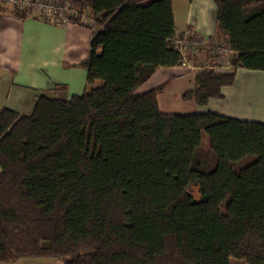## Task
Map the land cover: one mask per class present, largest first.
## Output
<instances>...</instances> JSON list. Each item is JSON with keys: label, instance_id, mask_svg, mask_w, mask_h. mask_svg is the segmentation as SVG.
Listing matches in <instances>:
<instances>
[{"label": "trees", "instance_id": "1", "mask_svg": "<svg viewBox=\"0 0 264 264\" xmlns=\"http://www.w3.org/2000/svg\"><path fill=\"white\" fill-rule=\"evenodd\" d=\"M73 1L99 27L72 64L86 69L85 92L41 93L29 114L0 111V262L264 264V121L164 112L166 83L140 90L182 61L173 0ZM212 1L234 69L196 70L182 98L199 105L223 97L236 68L264 70V0ZM136 187L155 210L139 209Z\"/></svg>", "mask_w": 264, "mask_h": 264}, {"label": "crops", "instance_id": "2", "mask_svg": "<svg viewBox=\"0 0 264 264\" xmlns=\"http://www.w3.org/2000/svg\"><path fill=\"white\" fill-rule=\"evenodd\" d=\"M5 6L8 9L14 7L9 3ZM173 7L176 32L179 35L177 39L187 37L186 34L191 32L204 36L210 44L219 43L226 46L225 35L216 28V7L212 0H173ZM98 29L33 15L21 19L9 10L0 11V111L3 107H10L21 114H29L41 93L68 98L85 92L86 69L72 64L88 57L93 32ZM202 52V56L207 60L209 52ZM198 55L201 56V53ZM198 55H188L186 58H189L190 63L185 66L182 65L184 55L178 65H160L140 90L169 83L166 88L171 87L175 94L181 96L186 89L193 87L195 72L202 68L197 61L201 59ZM263 71L238 67L235 82L223 88V97L210 99L203 105L192 99L188 100L193 105L191 114L198 116L202 112L213 111L241 119L264 121L251 117L249 111H246L247 104L253 101L252 99H264V91L261 90L264 87L257 91L250 90L249 86H239L240 82L253 79L261 85L264 84ZM55 83H64L67 87L61 90L50 89ZM172 97L170 99H176ZM216 100L220 102L214 104ZM0 264L64 262L52 257H23Z\"/></svg>", "mask_w": 264, "mask_h": 264}, {"label": "built area", "instance_id": "3", "mask_svg": "<svg viewBox=\"0 0 264 264\" xmlns=\"http://www.w3.org/2000/svg\"><path fill=\"white\" fill-rule=\"evenodd\" d=\"M0 3H9L14 7L25 9L30 15L40 16L61 23H73L89 28H94L95 26L94 18L80 11L73 0H0ZM186 35L187 37L176 40L178 50L185 56L182 65L185 66L190 63L189 58H186L188 55L194 57L201 53L202 47H204V50L209 52L206 60L207 68L219 72L231 70L233 62L229 58V54L234 53L232 49L219 43L210 44L205 37L191 34V32ZM218 57H221L222 60H219ZM223 60L227 64H224Z\"/></svg>", "mask_w": 264, "mask_h": 264}, {"label": "rangeland", "instance_id": "4", "mask_svg": "<svg viewBox=\"0 0 264 264\" xmlns=\"http://www.w3.org/2000/svg\"><path fill=\"white\" fill-rule=\"evenodd\" d=\"M177 7H178V5H177ZM94 29H98L97 26H95ZM202 48H203L202 51H204V47H202ZM202 51H201V56L203 53ZM201 56L198 55V57L201 59H199L197 61L199 62L201 67L205 68L207 61H206V58H204L203 56L201 57ZM232 57H233V54H229V58L231 59ZM215 58H216V56H215ZM218 59L222 60L221 57H218ZM223 62H224V60H223ZM224 64H227V62H224ZM233 69H234V67L232 65L230 71H232ZM247 79H249V78H247ZM168 84H166L165 88L167 87ZM186 84H183V85H186ZM239 86L241 88L249 86L250 90H257L258 91L259 89H261V87H264V84L261 85L259 81H256L255 79H253V80H250L249 82L242 81V82H240ZM165 88L162 91V93H160L161 94L160 95L161 96L160 97V108L162 111H164V112L171 111V112H175V113H192L193 105L191 102H189L188 100H184L182 98V95L179 96V95L175 94L173 92L174 90H171V87H168L166 89ZM261 90L264 91V88ZM169 92H173V93H169ZM169 94H171L172 96L174 95V96L173 97L169 96ZM170 97H172L173 99L175 97L176 99L172 100V99H170ZM240 97L244 98V96H240ZM252 100L253 101L248 102L247 107H246V111L247 112L249 111V114L251 117H254V118L260 119V120H264V99H252ZM219 102L220 101L216 100L214 104H218ZM202 143H203V146H205V147L209 146V135L206 131L203 132ZM133 197H134V202L136 203V205L139 207V209L142 212L147 211V210H155L156 209L155 202L152 201L151 199L145 197L140 188L136 187L133 189ZM189 243L192 246L194 252L199 257L203 258L206 262L211 261V250L205 246L202 236L191 237L189 239Z\"/></svg>", "mask_w": 264, "mask_h": 264}]
</instances>
